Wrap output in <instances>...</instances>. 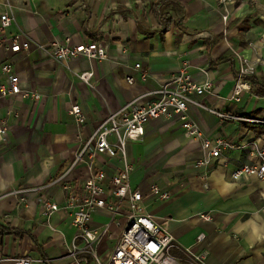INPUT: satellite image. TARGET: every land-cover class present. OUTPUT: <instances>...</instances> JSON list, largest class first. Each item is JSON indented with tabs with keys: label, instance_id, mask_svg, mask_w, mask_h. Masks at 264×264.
<instances>
[{
	"label": "crops",
	"instance_id": "1",
	"mask_svg": "<svg viewBox=\"0 0 264 264\" xmlns=\"http://www.w3.org/2000/svg\"><path fill=\"white\" fill-rule=\"evenodd\" d=\"M5 12L15 23L0 30V87L9 79L1 68L9 64L21 89L41 98L0 97V120L8 125L6 138H0V224L27 232L22 238L0 237V258L28 254L50 264H72L68 250L76 229L63 212L47 219L39 199L63 205V184L90 175L88 163L72 168L83 143L112 113L133 101H154L153 92L188 63L197 82L214 85L212 94L195 97L210 111L191 106V114L211 139L244 148L225 151L204 176L196 167L201 144L185 136L179 120L150 121L128 145L132 187L144 194L148 214L161 223L168 220L166 227L180 245L208 251L209 264H264V180L232 177L254 156L253 145L264 147V0H232L225 7L219 0H0V17ZM16 34L30 41L28 51L12 49L8 40ZM66 39L108 43V58L60 63L37 48ZM225 40L256 62V85L240 102L231 100L239 64ZM89 71L94 72L92 87L77 77ZM73 106L86 115L84 125L70 115ZM93 164L108 177L121 169L119 159L106 155ZM153 184L171 198L151 196ZM22 189L40 191L21 201L13 193ZM202 214L212 221L205 222ZM107 219L106 212L98 213L91 226ZM114 232L118 236L119 230ZM202 234L205 239L198 244ZM116 236L102 243V257L114 249Z\"/></svg>",
	"mask_w": 264,
	"mask_h": 264
},
{
	"label": "built area",
	"instance_id": "2",
	"mask_svg": "<svg viewBox=\"0 0 264 264\" xmlns=\"http://www.w3.org/2000/svg\"><path fill=\"white\" fill-rule=\"evenodd\" d=\"M231 1L219 0V5L225 7ZM227 20L226 14L223 16L224 23H227ZM14 23L15 17L5 12L0 17V30L4 32ZM8 41L14 51H28L31 47L30 41L22 34L13 35ZM227 44L239 64L231 100L240 102L243 94L252 90L249 78L257 74L256 62L234 51L228 42ZM37 48L46 57L60 63L79 57H84L93 63L108 58L109 46L103 41L72 44L70 39H66L64 42L38 44ZM1 69L9 79L6 85L0 87V97L19 95L23 99L41 98L40 94L21 89L19 78L14 74L11 65H3ZM135 69L140 70L141 64H136ZM203 73L207 74L206 71ZM77 77L92 87L93 71L82 73ZM141 78L146 79V74H142ZM127 81L133 84L135 79L129 77ZM213 88L214 85L210 80L197 82L190 72L189 64L184 63L170 81L153 92L156 96L154 101L146 104L133 101L120 111L112 113L83 143L75 156L72 168L81 162L88 163L89 177L80 183L63 184L66 199L61 206L45 196L39 199L47 219L50 220L55 213L63 212L70 218L72 227L76 229L77 233L68 250V258L72 264H89L91 261L95 264H209L208 251L183 247L166 227L168 220L165 219V222L161 223L145 211L144 194L132 187L131 175L134 172V164L128 158V145L130 141L144 134V127L150 121L178 119L185 136L201 144L203 156L196 163V167L202 169L204 176H207L212 165L224 156L225 151L244 148L239 143L222 138L211 139L191 114V106L210 111L196 101L195 97L212 94ZM69 113L75 117L79 125L86 123V115L80 106H73ZM216 115L230 118L217 112ZM7 134V121L0 120V138L4 140ZM252 147L254 156L250 157L249 163L233 172L234 180L243 177L264 180V147L258 148L256 145ZM99 155L119 159L121 169L118 173L108 177L105 171H96L93 162ZM63 178L55 183L62 182ZM39 191L40 189H22L13 194L21 196V201H25V195ZM149 194L160 201H168L171 198L170 192L154 184L150 186ZM101 212L107 213V221L101 226L92 227L94 216ZM201 218L205 222L212 221L210 214H202ZM115 230H119L118 236L115 235ZM114 236L117 239L114 249L102 257L100 246L106 239H112ZM204 239L205 235H200L197 243H201ZM50 263L47 258L35 259L28 254L0 258V264Z\"/></svg>",
	"mask_w": 264,
	"mask_h": 264
},
{
	"label": "trees",
	"instance_id": "3",
	"mask_svg": "<svg viewBox=\"0 0 264 264\" xmlns=\"http://www.w3.org/2000/svg\"><path fill=\"white\" fill-rule=\"evenodd\" d=\"M169 29L168 26H166L163 29V32H166ZM256 76L249 78V81L251 82L252 85H256ZM259 93V92H258ZM25 234H27L26 231L19 229V228H11V227H6L0 224V237L6 236V235H13L15 237L22 238ZM90 262V261H89Z\"/></svg>",
	"mask_w": 264,
	"mask_h": 264
}]
</instances>
